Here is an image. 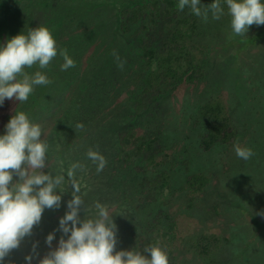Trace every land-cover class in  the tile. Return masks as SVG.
<instances>
[{"label": "rangeland", "instance_id": "obj_1", "mask_svg": "<svg viewBox=\"0 0 264 264\" xmlns=\"http://www.w3.org/2000/svg\"><path fill=\"white\" fill-rule=\"evenodd\" d=\"M110 2L117 1L0 0V42L4 36L9 38L31 27L47 25L54 33L58 49H67L75 61V67L62 71L63 58L57 55L45 69L35 66L25 69L29 73L40 70L51 80L48 85L34 88H37L36 101L42 110L31 104V95L25 102L6 99L0 106V128L7 124L15 111H25L44 129L45 141L48 136L55 138L57 130L51 121L58 123L55 118L58 111L52 108L55 107L52 100L59 93H67V88L77 86L78 81L91 78V83L96 76L98 86L91 90L89 97L81 101L76 112L65 115L68 119L62 116L78 153L76 156L75 153L70 154L71 160L67 158L66 164L71 161V165L75 162L82 165L81 156H87V148L101 151L105 157L106 165L100 172L87 157L88 167L76 171L81 175H93L94 189H88L89 193H79L87 215L95 214L97 202L114 213L118 226L116 250H137L138 221L163 208L171 212L179 226V238L174 240L173 246L177 264H211L212 259L219 264H264V216L258 214L264 211V25L253 24L248 33L237 36L232 33L226 7L221 19L213 20L209 13L207 20L202 18L199 22V33L194 38L198 46L195 54L204 63V79L160 95L150 105L148 113L142 112L140 120L143 122L138 125L144 132H148L151 125H155L153 130L154 127L163 129L164 136L169 138V142L162 143L165 151L179 159H191L187 170L203 171L209 182L197 199L191 200L184 194L163 197L153 194L147 205L139 209L141 198L147 196L144 188L148 185H141L136 174L122 167L124 162L117 156L119 146L115 142L117 130L125 127V121L131 117L135 104L131 95L140 83L142 66H139L140 55L136 50H127V36L118 29L120 1ZM202 3L204 7L210 1L203 0ZM3 21L10 26L1 24ZM112 28L119 30L120 37ZM156 44L159 48L162 46L159 41ZM114 52L124 64L122 69L117 65ZM109 53L110 60L106 59ZM214 99L223 103L236 127L237 142L221 143L210 151H204L199 146L205 127L199 108ZM67 102L72 108L74 96L69 95ZM35 113L36 116L32 117ZM196 118L201 121L195 129L192 125ZM77 124H82L83 128L76 129ZM61 142L55 139L52 158L49 159L47 153L45 172L66 174L71 168V165L62 166L63 161L56 154ZM237 143L251 148L253 156L248 160L238 158L234 151ZM186 148L187 154L184 153ZM182 165L172 177L175 187L184 181L186 165ZM82 186L91 187L87 183ZM68 192L70 189L62 194L58 209H45L40 224L34 226L33 235L5 258V264H24V256L31 250L33 241H39L41 258L49 252L45 238L58 227L60 217L67 211ZM99 193L103 194L102 197L95 200ZM124 193L128 194L126 198ZM80 216H85L83 207ZM123 217H128L131 222L119 225V219ZM201 233H216L223 237L210 259L190 249V244ZM60 236L61 233L57 232L52 247L57 245ZM33 264H38V261L34 259ZM169 264L174 263L169 260Z\"/></svg>", "mask_w": 264, "mask_h": 264}, {"label": "clouds", "instance_id": "obj_2", "mask_svg": "<svg viewBox=\"0 0 264 264\" xmlns=\"http://www.w3.org/2000/svg\"><path fill=\"white\" fill-rule=\"evenodd\" d=\"M201 4L202 0H178L177 8H188L204 20L210 13L213 20H219L226 7L232 33L237 36L248 33L253 24L264 25V0H212L203 8ZM57 55L63 58L62 71L75 67L67 49H58L54 33L47 25L31 27L0 42V106L6 99L25 102L36 86L50 84L44 72L29 73L25 69H45ZM113 55L122 69L119 55ZM75 128L82 129L83 125L77 124ZM43 134L41 125L25 111H15L0 133V264H5V258L33 235L45 209L61 206L66 176L71 181L72 198L67 201V211L60 217L58 227L45 238L50 250L41 258L39 241H33L24 264H33L34 259L38 264H169L167 253L159 246L146 247L143 252L135 248L116 250L118 226L114 213L97 202L95 214L87 215L84 200L78 194L75 172L83 165L73 163L66 174L44 171L49 145L42 139ZM234 151L243 160L253 156L251 148L239 143L234 145ZM86 155L97 172L104 169L106 159L100 152L89 149ZM258 214L264 216V211ZM57 232L61 236L52 247Z\"/></svg>", "mask_w": 264, "mask_h": 264}, {"label": "trees", "instance_id": "obj_3", "mask_svg": "<svg viewBox=\"0 0 264 264\" xmlns=\"http://www.w3.org/2000/svg\"><path fill=\"white\" fill-rule=\"evenodd\" d=\"M114 1L117 2L110 3H118V0ZM119 1L118 29L123 35L127 36L125 40L128 45L127 50H136L140 55L139 66H142V71L139 74L140 83L137 84V90L131 95L135 101L132 106L131 117L128 118L127 122L125 121L127 123L126 126H120L123 128L117 130L116 133L115 145L119 146L117 156L124 162L122 167L138 176L141 185H148V187L144 188L147 196L144 199L141 198L142 202L139 205V209L147 205L153 194L162 197L169 194H184V196L188 195L191 200L197 199L199 198L198 194L203 192L208 185V175L201 170H192V168L187 170L191 159L187 160L189 158L186 157H183L185 158L184 160L181 157L179 159L177 156H172L170 152L165 151L163 144L169 142V138L164 136L163 129L154 127L153 130L155 125H151L148 132H144L138 124L143 122V120H140L142 112L146 111L148 113L151 110L150 105L155 103L160 95L174 92L186 83L193 84L204 79V63L195 54L198 46L197 41L194 40L199 33L198 27L202 17L191 14L188 8H185L184 11H179L177 8L178 0ZM208 1L212 2V0ZM203 5L204 3L201 4L202 8ZM1 24L10 26L6 21ZM118 29L112 28V31L114 30L115 34L120 37ZM6 39L4 36L2 41ZM158 41L162 43L160 48L156 44ZM110 56L111 54L109 53L106 59L110 60ZM90 79L78 81L76 83L77 86L67 88V93H59L52 100L55 103V107L52 106V108L56 112L58 111L55 116L58 119V123L53 120L51 122L54 123V129L57 131L54 133L55 138L48 136L45 141V131L43 129L42 139L49 145L48 158L53 157L51 154L55 139L62 141L58 148L60 151L57 150L56 153L63 161L62 166L66 164L68 159L71 160L70 154L75 153L74 156L78 155L73 147L75 145L74 138L71 140L70 134L67 132L66 120H62V116L68 119L65 115L76 112L75 109L80 106L81 101L86 97L88 98L91 90L98 86L96 76H94L91 83H89ZM36 90L37 88L31 94L33 97L31 104L33 106L38 105L42 110V107L36 101V97H38ZM69 95L74 96L75 102L72 108L68 106L67 102ZM150 100H152L151 104L147 103ZM48 107L51 109L50 106ZM199 112L205 125L204 130H202L204 133L199 141L201 149L210 151L214 147L221 145V143L229 145L237 142V129L232 124L220 100L214 99L201 104ZM34 116H36V113L32 117ZM148 119H150V116H148ZM201 119L196 118L195 124L192 125L195 129L199 126ZM5 125L6 123L0 128V133L5 131ZM120 127H117V129ZM87 149L89 150L90 148ZM184 153H189L187 148ZM81 157L82 169H84L88 167V160L85 159L87 156ZM182 164L186 165L184 181L180 186L175 187L172 184V177L179 171L178 167L183 166ZM70 165L71 161L67 162L66 166L69 167ZM56 166L58 165L56 164ZM82 173L84 174L85 171ZM75 179L80 187L79 193H89L88 189H94L92 174L81 175L76 171ZM83 183L90 184L91 187L88 188L87 186L85 188L82 186ZM70 184L71 181L66 178L63 187L70 189V192H68L69 200L72 198V187ZM102 193L97 194L95 200L101 198ZM127 195V193H124L125 198ZM149 216L150 218H148ZM141 219L138 221L136 230L138 235L136 238L138 240L135 246L139 247L137 251L143 252L146 247L159 246L167 253L168 259L177 264L175 262L177 256L174 253L173 246L174 240L179 238V226L177 221L172 218L171 212H166L165 209L160 208ZM129 222L131 220L128 217L119 219V225L120 223L125 225ZM120 231L123 230L120 229ZM222 239L223 237L216 233H201L190 244V249L198 255L210 259L215 250L219 248ZM211 264L219 263L212 259Z\"/></svg>", "mask_w": 264, "mask_h": 264}]
</instances>
